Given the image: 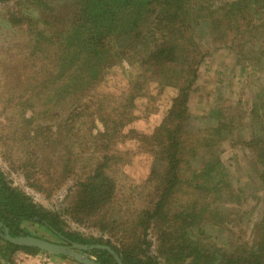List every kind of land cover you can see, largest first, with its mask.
I'll list each match as a JSON object with an SVG mask.
<instances>
[{
  "label": "trees",
  "instance_id": "1",
  "mask_svg": "<svg viewBox=\"0 0 264 264\" xmlns=\"http://www.w3.org/2000/svg\"><path fill=\"white\" fill-rule=\"evenodd\" d=\"M215 2L0 0L1 5L9 7L5 18L9 27L29 40L21 50L33 56V67L26 72V83L20 90L25 96L37 90L35 96L41 97L37 104L30 98L24 101V113L29 109L34 113L26 123L37 120L32 138L44 134L45 128L48 133L44 139L52 142L50 147L65 154L58 170L61 178L51 181L56 187L41 183L40 176L43 180L45 176L46 182L53 176L42 175L37 160L21 164L17 170L24 172L30 186L49 196L73 180L67 206L64 213H59L35 203L0 172V264H16L14 255L19 252L47 254L80 264L66 255L15 245L4 238V229L13 237L32 235L25 223L45 228L61 244L87 247L77 251L91 256L96 264H118L114 254L97 247H110L123 264H264V218L251 247L245 242L228 253L205 239L204 222L217 226L221 217L218 208L209 207L207 200L216 198L215 193L227 184V176L222 169L210 165L200 170L195 163L201 149L215 148L223 139L222 127L228 128L229 123L196 132L186 128L192 117L189 102L198 79V58L203 56L199 33L212 32L218 43L224 40L241 57L240 62L256 64L264 57V0H235L223 5ZM251 43H260L261 47L248 51ZM124 61L141 63L152 76L159 74L163 79L159 84L177 89L178 95L154 134L142 136L153 145L154 160L161 166L153 169L136 191L141 193L145 208L116 213L120 200L113 168L121 165L122 158L103 151L123 135L121 118L129 117L131 109L136 108V92H141L143 85H132L124 105L118 102L124 94L114 100L108 96L103 99L98 86L106 82L115 65ZM258 100L255 119L264 120V92ZM96 121L104 123V133L93 134ZM100 138L106 145L98 144ZM92 141L97 149L93 144L89 147ZM248 146L255 150L264 184V136L256 134ZM78 150L83 151L81 155L102 152L87 173H80L75 164ZM77 164L85 168L80 158ZM189 190L201 191V197H194L191 204ZM62 214L110 237L88 238L70 232Z\"/></svg>",
  "mask_w": 264,
  "mask_h": 264
},
{
  "label": "rangeland",
  "instance_id": "2",
  "mask_svg": "<svg viewBox=\"0 0 264 264\" xmlns=\"http://www.w3.org/2000/svg\"><path fill=\"white\" fill-rule=\"evenodd\" d=\"M215 1L217 5H223L235 0ZM8 8L7 5L0 4V172L35 203L47 210L64 213L67 196L73 188V180L70 179L49 196L30 186L24 172L17 170L21 164L29 165L37 160L42 166V175L49 173L53 176V179H47V182L45 176L44 180L40 176L41 183L53 188L56 185L51 181L61 178L58 170L63 165L65 154L62 150L50 147L52 142L44 139L48 133L45 128L44 134L32 138L35 135L37 120L31 125L26 123L28 119L33 118L34 113L30 109L24 113V101L30 98L37 104L36 100L41 97L35 96L39 92L37 90L30 91L28 96L20 91L26 83V72L33 67V56L23 51L25 49L21 50L29 45L27 36H22V33L9 27L5 21ZM198 42L203 56L198 58V79L189 102L192 117L186 128L188 131L196 132L194 130L216 128L224 122L229 123L228 128L222 127L223 139L215 148L201 149L199 161L195 163L200 170L212 165L218 170L222 169L227 176L225 178L227 184L215 193L216 198L207 200L209 207L218 208L221 215L219 224L214 226L204 222L203 228L206 242H211L229 253L238 244L245 242L250 243L248 245L251 247L258 238L256 235L259 224L264 218V184L259 177L260 162L255 156V150L248 146L256 134L264 136L263 118L255 119L258 118L255 110V105L259 103L258 95L264 92V57L256 60V64L240 62L241 57L233 52L224 40L219 43L214 41L212 32L200 31ZM254 47L259 48L261 44L251 43L247 50L251 51ZM159 77V74L154 76L148 74L146 68L139 62L130 64L124 61L115 65L106 75V82L98 86V91L104 95L103 99L108 96V99L114 100V97L119 98L124 94L118 101L120 105H124L126 98L131 96L132 85L136 83L143 85L141 92L135 91L137 95L139 94L134 100L136 108L131 109L129 117L121 118L124 122L123 135L117 143L103 151L108 155L122 158L121 165L113 168L118 185L116 197L120 200V207L116 209V213L120 211L124 213L126 210L131 212L141 206V209L145 208L141 193L136 191H139L138 187L145 183L153 169L161 168L160 163L154 160L153 145L143 141L142 136L154 134L165 113L172 106L178 90L160 85L163 79ZM92 131L94 135L104 133V123L96 121ZM97 142L106 145L105 139L100 138ZM92 144L94 149H97V143L92 141L89 147ZM82 152L78 150L75 164L80 173H87L100 160L102 152L81 155ZM79 158L85 168L77 164ZM189 191L192 197L188 203L191 204L194 197H201V191ZM185 201L186 198L183 203ZM62 215L66 230L70 232L88 238L110 237L109 234L99 232L94 227L80 225L65 214ZM24 227L32 233L30 236L61 244L54 235L41 226L25 223ZM86 257L92 259L89 255ZM14 260L16 264H76L70 259L50 257L47 254L29 255L24 252L15 254Z\"/></svg>",
  "mask_w": 264,
  "mask_h": 264
},
{
  "label": "water",
  "instance_id": "3",
  "mask_svg": "<svg viewBox=\"0 0 264 264\" xmlns=\"http://www.w3.org/2000/svg\"><path fill=\"white\" fill-rule=\"evenodd\" d=\"M0 226H2V224H0ZM4 238L15 245L36 247L41 249L42 251L54 255H66L70 258H74L80 264H96L94 260L86 257L85 255L77 251V250H87V247L77 243H70L66 245V244H57L33 236L13 237L12 235H10L8 229H4ZM97 248L109 250L112 254L116 256L118 264H123L120 258L116 255L114 251H112L110 247H97Z\"/></svg>",
  "mask_w": 264,
  "mask_h": 264
}]
</instances>
